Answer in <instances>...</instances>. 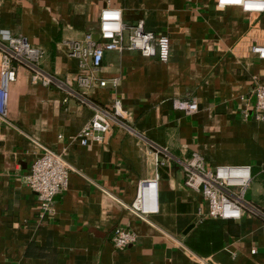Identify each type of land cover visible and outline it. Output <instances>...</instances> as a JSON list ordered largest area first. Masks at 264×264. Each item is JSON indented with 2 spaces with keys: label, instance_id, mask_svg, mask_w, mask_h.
Listing matches in <instances>:
<instances>
[{
  "label": "crops",
  "instance_id": "obj_1",
  "mask_svg": "<svg viewBox=\"0 0 264 264\" xmlns=\"http://www.w3.org/2000/svg\"><path fill=\"white\" fill-rule=\"evenodd\" d=\"M106 7L120 10L127 27L141 22L166 35L169 61L104 52L98 76L108 85L84 94L77 61L61 43L95 35ZM15 35L41 51V69L63 86L34 85L19 68L10 87L0 121V264H264V219L207 217L181 167L158 166L149 146L178 160L197 153L210 167H248L245 200L264 215V124L253 117L264 60L250 52L264 42V13L251 17L214 0H0V38ZM83 100L104 108L119 100L127 113L105 145L73 140L92 115ZM190 102L197 111L187 115L180 105ZM40 145L69 167L67 188L42 217L24 183ZM156 176L157 212L141 219L129 207L138 183ZM118 228L135 243L115 249Z\"/></svg>",
  "mask_w": 264,
  "mask_h": 264
},
{
  "label": "built area",
  "instance_id": "obj_2",
  "mask_svg": "<svg viewBox=\"0 0 264 264\" xmlns=\"http://www.w3.org/2000/svg\"><path fill=\"white\" fill-rule=\"evenodd\" d=\"M220 8L237 7L251 17H259L264 13V0H214ZM126 33V35H125ZM97 35L98 39L94 37ZM84 35L79 41L67 40L61 43L65 54L77 61V87L82 93L108 85L101 80L98 70L101 67L104 52H138L142 57L155 59L166 64L170 57V41L166 35H156L146 31L141 22L134 27H127L122 20L120 10L106 7L101 10L97 33ZM250 52L264 60V42L254 43ZM41 51L32 46L22 35L0 38V121L7 120V107L10 87L16 82L17 70L26 69L30 74L31 83L49 87L63 84L53 75L41 69ZM116 88L117 79L111 81ZM253 95L254 119L264 124V81L256 84ZM66 102V99L63 100ZM92 110L89 121L73 138L81 146L90 143L105 145L112 134L113 125L126 119V111L119 100H114L104 108L95 102H86ZM187 115L197 111L195 102L180 105ZM125 127V126H124ZM127 131L132 129L125 127ZM154 148L155 161L158 166L176 163L184 174V187L199 193L207 205L206 216L223 221H237L243 215L256 216L264 219V215L245 200L252 176L250 169L243 166H214L205 164L204 158L195 153L185 160L172 157L162 147L149 144ZM42 153L33 160L29 173L25 176L26 187L35 194L39 216L50 214L54 196L63 192L68 185L69 167L61 154L39 146ZM158 176L153 180L138 183L136 197L129 210L137 217L157 212L156 186ZM136 238L133 233L122 228L113 232L112 244L115 249L122 250L133 245ZM254 252V251H252Z\"/></svg>",
  "mask_w": 264,
  "mask_h": 264
},
{
  "label": "water",
  "instance_id": "obj_3",
  "mask_svg": "<svg viewBox=\"0 0 264 264\" xmlns=\"http://www.w3.org/2000/svg\"><path fill=\"white\" fill-rule=\"evenodd\" d=\"M96 40L98 39V37H97V35H95V37H94Z\"/></svg>",
  "mask_w": 264,
  "mask_h": 264
}]
</instances>
